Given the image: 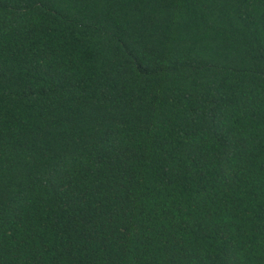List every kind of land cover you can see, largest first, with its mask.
<instances>
[{
	"label": "trees",
	"instance_id": "16d2710c",
	"mask_svg": "<svg viewBox=\"0 0 264 264\" xmlns=\"http://www.w3.org/2000/svg\"><path fill=\"white\" fill-rule=\"evenodd\" d=\"M0 264H264V0H0Z\"/></svg>",
	"mask_w": 264,
	"mask_h": 264
}]
</instances>
